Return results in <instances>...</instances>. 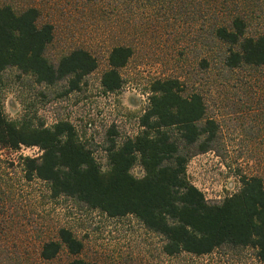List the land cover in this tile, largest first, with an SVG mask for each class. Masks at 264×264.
<instances>
[{
	"label": "rangeland",
	"instance_id": "1",
	"mask_svg": "<svg viewBox=\"0 0 264 264\" xmlns=\"http://www.w3.org/2000/svg\"><path fill=\"white\" fill-rule=\"evenodd\" d=\"M2 2L17 10L35 6L38 22L52 24V39L44 49L49 60L81 46L97 61L83 76L79 90L61 96L57 93L63 88L62 81L47 87L14 67L6 68L0 78L5 116L17 118L30 107L29 112L35 109L45 124L56 117L66 118L90 142L104 168L102 145L107 127L114 125L117 139L135 133L137 116L147 103L148 83L156 77H177L184 92L201 94L206 115L217 123L215 146L186 161L188 179L209 199L236 190L243 174L259 175L264 183V65L224 67L225 45L212 40L210 33L213 23L233 13L245 17L247 33L264 30V0ZM114 44L130 46L131 54L118 69L121 86L103 93L99 76ZM33 146L0 145V264H62L72 257L63 245L53 257L40 255L42 243L57 240L61 226L80 239L76 256L96 263L192 264L186 255L164 254L161 236L132 214L108 216L70 197L50 196L44 180L26 179L18 159L33 154ZM131 172L140 175V166L134 164ZM245 259V264H252Z\"/></svg>",
	"mask_w": 264,
	"mask_h": 264
},
{
	"label": "trees",
	"instance_id": "2",
	"mask_svg": "<svg viewBox=\"0 0 264 264\" xmlns=\"http://www.w3.org/2000/svg\"><path fill=\"white\" fill-rule=\"evenodd\" d=\"M38 14L32 5L17 10L10 3H0V78L3 70L14 67L43 86L62 81L57 96L79 90L83 76L96 67V57L76 46L49 60L44 49L52 39L53 26L38 22ZM246 26L240 13L212 24V40L225 45L224 67L264 65V30L250 34ZM130 54L126 44L110 47L99 76L101 92L121 86L118 69ZM183 90L177 77L153 78L135 133L117 139L113 124L105 130L104 168L90 142L69 120L56 117L45 124L35 109L29 112L30 107L17 118H8L0 102V145L37 146L38 154L19 156L26 179L44 180L50 196L70 197L108 216L132 214L161 236V251L168 256L186 255L192 264H245V258L264 264L263 180L243 174L236 190L209 199L188 179L186 161L215 146L217 123L206 115L198 91ZM134 164L140 166V175L131 172ZM57 237L42 243V258L53 257L63 245L72 257L62 264H104L76 256L82 243L70 229L59 227Z\"/></svg>",
	"mask_w": 264,
	"mask_h": 264
},
{
	"label": "built area",
	"instance_id": "3",
	"mask_svg": "<svg viewBox=\"0 0 264 264\" xmlns=\"http://www.w3.org/2000/svg\"><path fill=\"white\" fill-rule=\"evenodd\" d=\"M30 146H33V145H30ZM26 148H29V146H26ZM31 148H33V149H31V151H33L34 149H35V151H34V153L33 154H30V155H36V154H38L39 152H40V150L39 151H37V147L35 146H33V147H31Z\"/></svg>",
	"mask_w": 264,
	"mask_h": 264
}]
</instances>
